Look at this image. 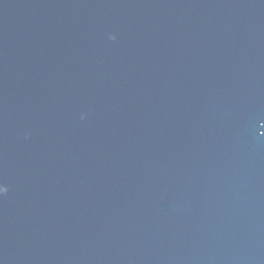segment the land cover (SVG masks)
Wrapping results in <instances>:
<instances>
[{"label":"water","instance_id":"obj_1","mask_svg":"<svg viewBox=\"0 0 264 264\" xmlns=\"http://www.w3.org/2000/svg\"><path fill=\"white\" fill-rule=\"evenodd\" d=\"M0 185V264H264V0H0Z\"/></svg>","mask_w":264,"mask_h":264},{"label":"clouds","instance_id":"obj_2","mask_svg":"<svg viewBox=\"0 0 264 264\" xmlns=\"http://www.w3.org/2000/svg\"><path fill=\"white\" fill-rule=\"evenodd\" d=\"M4 191L6 192V191H7V189H6V188H4Z\"/></svg>","mask_w":264,"mask_h":264},{"label":"snow or ice","instance_id":"obj_3","mask_svg":"<svg viewBox=\"0 0 264 264\" xmlns=\"http://www.w3.org/2000/svg\"><path fill=\"white\" fill-rule=\"evenodd\" d=\"M0 186H2V185H0Z\"/></svg>","mask_w":264,"mask_h":264}]
</instances>
